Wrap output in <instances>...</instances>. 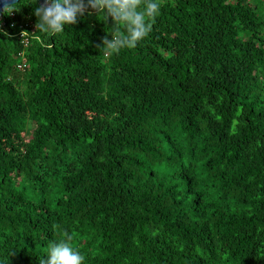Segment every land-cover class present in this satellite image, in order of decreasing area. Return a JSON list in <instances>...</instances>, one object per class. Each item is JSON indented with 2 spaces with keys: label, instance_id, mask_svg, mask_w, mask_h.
<instances>
[{
  "label": "trees",
  "instance_id": "16d2710c",
  "mask_svg": "<svg viewBox=\"0 0 264 264\" xmlns=\"http://www.w3.org/2000/svg\"><path fill=\"white\" fill-rule=\"evenodd\" d=\"M33 4L1 20L0 264L64 229L84 264H264V0H161L110 56L91 9L24 46Z\"/></svg>",
  "mask_w": 264,
  "mask_h": 264
},
{
  "label": "clouds",
  "instance_id": "9594fccd",
  "mask_svg": "<svg viewBox=\"0 0 264 264\" xmlns=\"http://www.w3.org/2000/svg\"><path fill=\"white\" fill-rule=\"evenodd\" d=\"M35 5L36 0L33 4L36 32H21L23 37L37 33L55 37L64 32L65 25L75 24L78 15L91 9L97 16L102 15L105 22L111 20V39L107 35L103 37L99 49L104 56H110L136 47L149 35L152 22L160 12L161 0H45L44 5ZM13 11L16 5H6L3 14L10 15ZM73 240L72 233L61 230L59 240L48 244L46 256L38 264H84L85 256L74 248Z\"/></svg>",
  "mask_w": 264,
  "mask_h": 264
},
{
  "label": "built area",
  "instance_id": "2783aa9c",
  "mask_svg": "<svg viewBox=\"0 0 264 264\" xmlns=\"http://www.w3.org/2000/svg\"><path fill=\"white\" fill-rule=\"evenodd\" d=\"M10 17L11 18L13 17L12 13L10 14ZM4 25H5V23H2L0 21V31L4 28ZM10 27L15 28L14 23H12L10 25ZM33 28H34V26L31 23H24V24L18 26V33L16 34V37H18L20 42L26 47H27V43L29 41L30 35H25V37H23L21 35V32H25V31L28 32L27 31L28 29L29 30H33ZM23 39H24V42H22ZM18 68H19V70L22 71V70H24L25 66L24 65L23 66H19Z\"/></svg>",
  "mask_w": 264,
  "mask_h": 264
},
{
  "label": "water",
  "instance_id": "95a60500",
  "mask_svg": "<svg viewBox=\"0 0 264 264\" xmlns=\"http://www.w3.org/2000/svg\"><path fill=\"white\" fill-rule=\"evenodd\" d=\"M20 0H0V21L2 20V13H3V9L6 5H16L17 3H19ZM38 2V4L44 5L45 0H36Z\"/></svg>",
  "mask_w": 264,
  "mask_h": 264
}]
</instances>
